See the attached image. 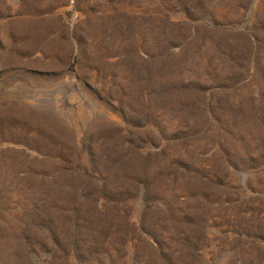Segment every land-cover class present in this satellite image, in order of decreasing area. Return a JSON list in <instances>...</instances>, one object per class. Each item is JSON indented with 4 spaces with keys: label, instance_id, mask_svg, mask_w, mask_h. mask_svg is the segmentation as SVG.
I'll return each instance as SVG.
<instances>
[{
    "label": "rangeland",
    "instance_id": "obj_1",
    "mask_svg": "<svg viewBox=\"0 0 264 264\" xmlns=\"http://www.w3.org/2000/svg\"><path fill=\"white\" fill-rule=\"evenodd\" d=\"M0 264H264V0H0Z\"/></svg>",
    "mask_w": 264,
    "mask_h": 264
}]
</instances>
